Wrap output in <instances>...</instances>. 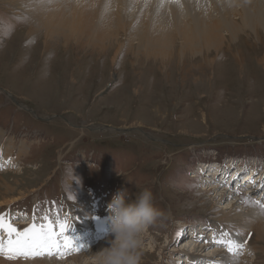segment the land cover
Returning a JSON list of instances; mask_svg holds the SVG:
<instances>
[{"label":"rangeland","instance_id":"rangeland-1","mask_svg":"<svg viewBox=\"0 0 264 264\" xmlns=\"http://www.w3.org/2000/svg\"><path fill=\"white\" fill-rule=\"evenodd\" d=\"M18 1L20 7L0 0V128L3 140L10 136L15 145L9 157L0 155V203L10 197L0 214L20 230L47 216L76 223L74 232L65 229L68 240L98 237L85 252L19 263L91 264L89 252L108 246V233L94 223L108 224L112 195L120 189L134 198L147 188L161 216L142 234L141 264H195L186 250L193 242L205 244L202 254L217 244L227 256V228L243 245L231 253L240 264H264V242L255 240L251 227L240 235L235 223L222 222L226 204L238 222L251 207L259 210L251 201L264 204V19L254 26L259 19L243 15L252 20L244 25L237 15L236 36L223 29L207 40L215 47L192 50L175 35L165 54L139 40L151 37L146 31L121 30L103 41L50 33L31 10L34 1ZM225 7L241 12L229 0L216 10L205 4L204 11L221 17ZM104 126L125 130L95 129ZM232 174L231 183L239 184L255 175L250 195L230 188ZM213 183L229 196L214 199ZM207 186L208 193L202 190ZM75 205H82L80 212ZM90 213V221L82 218ZM75 255L82 257L78 263Z\"/></svg>","mask_w":264,"mask_h":264},{"label":"bare ground","instance_id":"bare-ground-1","mask_svg":"<svg viewBox=\"0 0 264 264\" xmlns=\"http://www.w3.org/2000/svg\"><path fill=\"white\" fill-rule=\"evenodd\" d=\"M34 1L30 5L31 10L34 11V15L37 18L45 19L44 26L47 28L48 32H59L66 38V36H73L78 38L79 35H87L88 37H94L95 40L103 41L107 36L117 35L119 31H129L128 35L141 34L144 35L145 31L147 36H141L140 41L145 39L147 45H154L160 51L165 52L167 47L170 48L171 40L175 35H179L183 47H188L192 45V50L198 46L202 47H215L216 42L209 43L207 40L211 36H218L220 31L225 29L231 36H236L238 31L237 21L240 18L244 25L248 24L252 20H246L243 18L245 15L248 18L255 17L259 20H254L257 25L262 24V19H264V0H229L230 2L236 1L237 5L241 6V12L234 10L232 13L229 8L225 7V11L221 12V17H213L210 11L206 16L204 11L205 4L212 3L214 10L215 5L223 4L225 5V0H30ZM145 3V11L140 10L139 4L141 2ZM3 3H10L13 6L20 7L21 3L18 0H3ZM141 5V4H140ZM234 5V4H233ZM220 8V7H219ZM140 10V11H139ZM131 11V12H130ZM231 15H235L233 18ZM238 15V16H237ZM238 18H237V17ZM209 18V19H206ZM147 25V26H146ZM130 26H132L130 28ZM155 36V37H152ZM90 40V39H89ZM89 41L87 44H90ZM31 111V110H30ZM32 112V111H31ZM4 130L0 128V155L1 157L7 158L15 147L13 139L9 136L6 141H4ZM19 152H24V145H20ZM22 156V155H21ZM19 157V160L22 157ZM16 163V162H15ZM206 173L204 172V175ZM211 182H218L217 177L214 175H209ZM197 177V176H196ZM255 177V175H254ZM233 183H231L230 188L232 189ZM256 186V184H255ZM223 185L220 183H213L214 188V199L217 197L219 200L226 199L229 194L227 191L222 189ZM250 188V187H249ZM244 193L251 194L250 191L244 188ZM205 192H210L208 186ZM224 192V195H222ZM21 195H24V192H20ZM21 195H18V198H21ZM10 199L8 197L5 202L0 203L6 204ZM98 203V200L96 202ZM224 206L225 213L222 216V222L224 220L231 221L236 224L234 230L239 233V231H246V229L251 227V230L255 233V240L264 242V229L262 223V215L260 211L251 209L247 210L245 214L248 215V218L243 222H238L236 218L230 216V211L233 209L231 204H226ZM75 210L80 212L82 205H75ZM90 214H84L83 219L90 221ZM11 223V222H10ZM67 233H72L77 229V225L74 221L67 222ZM95 228L102 229V234L107 233L108 224L102 219L94 223ZM214 227V226H213ZM212 227V228H213ZM228 233H225L223 230V239L228 243L234 241L236 244H241L240 239L237 236H234L232 229H226ZM249 230V229H248ZM240 234V233H239ZM242 235V234H240ZM94 236V235H93ZM96 236V235H95ZM98 236V235H97ZM4 237L5 233H4ZM2 238V237H0ZM90 239V240H89ZM239 239V240H238ZM69 240L73 246L79 247L80 251L88 250L91 244H95L98 240V237L92 238L90 235L87 240L83 242H78L76 239H73L71 235ZM89 240V241H88ZM88 241V242H87ZM101 242V243H100ZM97 242V246L100 247L102 240ZM238 242V243H237ZM259 243V242H258ZM207 244V243H206ZM87 245L88 247H84ZM248 247L250 246L247 244ZM205 244H196L191 243L190 247H187V252L191 251L195 256H189L188 260L194 262L195 264H240V258L238 255L229 253L227 256H221L218 253L216 244V249L202 254L205 252ZM209 246V245H207ZM84 247V248H82ZM98 247V248H99ZM200 247V248H198ZM101 248V247H100ZM100 248L98 250H100ZM97 250V251H98ZM199 250V251H198ZM221 250V249H218ZM256 250V249H254ZM79 251V252H80ZM85 252V251H84ZM240 254L245 253L243 250L239 251ZM239 254V255H240ZM86 255V253H85ZM90 256V255H89ZM216 256V259H213ZM245 255H243L244 257ZM87 257V256H85ZM207 257V258H206ZM246 257V256H245ZM2 256H0V259ZM35 258V257H34ZM48 258V257H47ZM177 257H173L172 259ZM204 258V259H203ZM24 258H19L15 264H30V263H19V260ZM57 259V258H56ZM68 259V258H67ZM82 257L73 256L72 261L79 262L78 260ZM87 259V258H86ZM211 259L212 261L210 262ZM26 260V259H24ZM52 260V259H51ZM69 260V259H68ZM188 260H186L188 262ZM54 261V260H53ZM65 261V260H64ZM60 262V261H59ZM66 262V261H65ZM71 262V261H69ZM47 263V262H43ZM56 264V262H52ZM64 263V262H63ZM31 264H36V261H33Z\"/></svg>","mask_w":264,"mask_h":264},{"label":"clouds","instance_id":"clouds-1","mask_svg":"<svg viewBox=\"0 0 264 264\" xmlns=\"http://www.w3.org/2000/svg\"><path fill=\"white\" fill-rule=\"evenodd\" d=\"M153 199L147 188L134 198L120 189L112 195L107 203L108 246L89 252L91 264H141L142 234L161 216Z\"/></svg>","mask_w":264,"mask_h":264},{"label":"snow or ice","instance_id":"snow-or-ice-1","mask_svg":"<svg viewBox=\"0 0 264 264\" xmlns=\"http://www.w3.org/2000/svg\"><path fill=\"white\" fill-rule=\"evenodd\" d=\"M245 203H249V201L245 200ZM250 203L256 205L260 214L264 215V204L259 201ZM44 220L45 223L40 225L32 223L20 230L10 223L4 214H0V231L6 234V238H0V256L8 260L30 259L44 255H57L62 258L70 251H80L79 247L73 246L64 236L68 226L66 222H60L58 219L53 222L47 216L44 217ZM227 247L230 253H235L243 245L230 241L227 243Z\"/></svg>","mask_w":264,"mask_h":264},{"label":"water","instance_id":"water-1","mask_svg":"<svg viewBox=\"0 0 264 264\" xmlns=\"http://www.w3.org/2000/svg\"><path fill=\"white\" fill-rule=\"evenodd\" d=\"M107 128L112 129L114 131H120V132H123L125 130V129L114 128V127H109V126L99 127V128H95V129H97V130H103V129H107Z\"/></svg>","mask_w":264,"mask_h":264}]
</instances>
